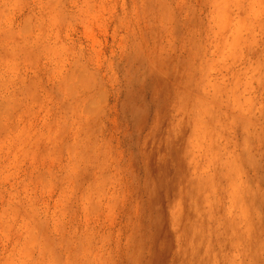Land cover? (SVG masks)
Returning <instances> with one entry per match:
<instances>
[{"label":"rangeland","instance_id":"obj_1","mask_svg":"<svg viewBox=\"0 0 264 264\" xmlns=\"http://www.w3.org/2000/svg\"><path fill=\"white\" fill-rule=\"evenodd\" d=\"M0 264H264V0H0Z\"/></svg>","mask_w":264,"mask_h":264}]
</instances>
